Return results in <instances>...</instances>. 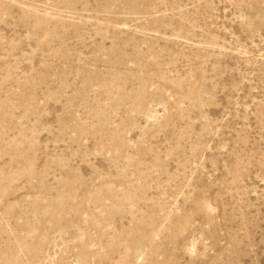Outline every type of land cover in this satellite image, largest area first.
<instances>
[{
  "label": "rangeland",
  "instance_id": "rangeland-1",
  "mask_svg": "<svg viewBox=\"0 0 264 264\" xmlns=\"http://www.w3.org/2000/svg\"><path fill=\"white\" fill-rule=\"evenodd\" d=\"M0 264H264V0H0Z\"/></svg>",
  "mask_w": 264,
  "mask_h": 264
}]
</instances>
